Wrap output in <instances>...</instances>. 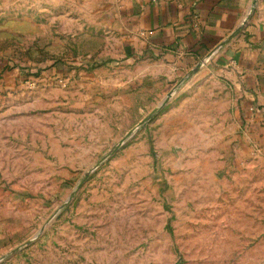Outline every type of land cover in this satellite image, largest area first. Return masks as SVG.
I'll return each mask as SVG.
<instances>
[{"label": "rangeland", "instance_id": "374dc122", "mask_svg": "<svg viewBox=\"0 0 264 264\" xmlns=\"http://www.w3.org/2000/svg\"><path fill=\"white\" fill-rule=\"evenodd\" d=\"M92 6L0 0V264H264L239 99L126 58Z\"/></svg>", "mask_w": 264, "mask_h": 264}, {"label": "crops", "instance_id": "0c3cea01", "mask_svg": "<svg viewBox=\"0 0 264 264\" xmlns=\"http://www.w3.org/2000/svg\"><path fill=\"white\" fill-rule=\"evenodd\" d=\"M87 1L126 58L213 70L239 99L249 147L264 144V0Z\"/></svg>", "mask_w": 264, "mask_h": 264}, {"label": "water", "instance_id": "95a60500", "mask_svg": "<svg viewBox=\"0 0 264 264\" xmlns=\"http://www.w3.org/2000/svg\"><path fill=\"white\" fill-rule=\"evenodd\" d=\"M163 103H164V101L162 102V104H163ZM162 104H161V105H162ZM159 108H160V107H159ZM159 108H158V109H159ZM157 111H158V110H156L155 112H157ZM138 127H139V125H138ZM136 130H138V128H136ZM128 135H129V134L125 135V137L123 138V140L126 139V138L128 137ZM116 147H117V146H116Z\"/></svg>", "mask_w": 264, "mask_h": 264}, {"label": "built area", "instance_id": "2783aa9c", "mask_svg": "<svg viewBox=\"0 0 264 264\" xmlns=\"http://www.w3.org/2000/svg\"><path fill=\"white\" fill-rule=\"evenodd\" d=\"M250 110H253V107H251Z\"/></svg>", "mask_w": 264, "mask_h": 264}]
</instances>
